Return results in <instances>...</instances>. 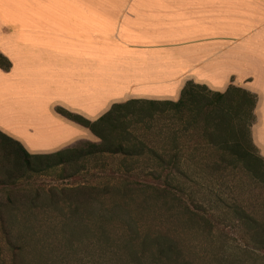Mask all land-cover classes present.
Wrapping results in <instances>:
<instances>
[{
	"label": "crops",
	"instance_id": "crops-1",
	"mask_svg": "<svg viewBox=\"0 0 264 264\" xmlns=\"http://www.w3.org/2000/svg\"><path fill=\"white\" fill-rule=\"evenodd\" d=\"M0 56V133L30 155L92 136L57 108L94 122L130 100L175 102L195 82L255 96L264 158V0H0Z\"/></svg>",
	"mask_w": 264,
	"mask_h": 264
},
{
	"label": "rangeland",
	"instance_id": "rangeland-1",
	"mask_svg": "<svg viewBox=\"0 0 264 264\" xmlns=\"http://www.w3.org/2000/svg\"><path fill=\"white\" fill-rule=\"evenodd\" d=\"M159 108L152 118L148 111L126 115V120L115 126L110 139L129 146L127 134H131L160 152L170 145L176 147L178 169L172 184L175 200L156 198L150 190L135 191V184H154L150 171L159 169L145 151L135 156L97 154L63 165H55L54 159L34 158L15 163L16 145L0 135V213L5 219L11 207L15 210V216L5 226L13 238H6L5 227H0V264H131V259L140 254L139 243L144 239L154 241L155 236L174 244L179 252L176 264H234L229 262L234 261L238 247L249 250L251 264H264L262 249L255 248L243 228L226 227L227 222H223L218 232L221 236L211 237L196 228L188 214L178 208L177 199L191 210L199 204L201 213L209 218L212 200L236 195L232 188L239 178L228 179L213 173L208 164L217 157L205 139L189 138L179 120L161 113ZM236 109L234 106L233 111ZM43 126L36 132L44 135ZM35 136L37 140H46ZM260 138L264 144V136ZM89 143L99 145L101 140L92 134L68 148L86 151ZM253 145L261 156L254 142ZM221 211L217 209L215 214ZM224 234L238 244L226 247L229 259L219 263L217 259L224 256L220 251ZM130 242L132 247L125 251L128 255L119 251ZM146 253L149 258L151 253ZM148 264H152L150 259Z\"/></svg>",
	"mask_w": 264,
	"mask_h": 264
},
{
	"label": "trees",
	"instance_id": "trees-1",
	"mask_svg": "<svg viewBox=\"0 0 264 264\" xmlns=\"http://www.w3.org/2000/svg\"><path fill=\"white\" fill-rule=\"evenodd\" d=\"M9 67L10 63L0 56V68L7 71ZM255 101L254 95L234 86H229L225 92L219 93L212 92L205 86L187 82L181 90L179 99L175 102L130 100L122 104L112 105L107 113L94 122L57 108V113L87 128L101 140L99 145L87 144L89 148L86 151H83L82 148H66L51 154L30 155L17 142L3 136L1 133L0 135L10 144L16 145L17 149L14 151V156L17 161L15 163H18L19 159L34 158L38 160L54 159L55 165H63L97 154L120 153L135 156L145 151L154 159L155 165L159 169L158 172L150 171V176H154L151 178L154 184H135L137 186L135 191L146 193L150 190L151 195L156 198L175 200L172 184L175 170L178 169L175 161L177 157L176 147L170 145L160 152L141 143L131 134H127L129 146H125L122 143L123 141L113 142L110 139L112 132L116 129L115 126L122 119L124 122L126 115L148 111V116L152 118L155 109L160 107L159 111L161 113H169V116L172 115L174 118L176 117V120H179L189 138L198 136L205 139L204 141H206L210 150L214 151L213 153L217 157L216 161L208 164L213 173L223 175L228 179L239 178L233 184L235 188H232L236 190V195L228 199L216 197L212 200V213H209V218L201 213V205L199 204L195 205V210H191L187 204H182L181 199H177L178 208L188 214L196 228L204 233H209L211 237L214 235L216 237L221 236V233L218 232H221L219 228L223 222H227L228 225L226 227L243 228L245 233L250 236L255 248L262 249L264 253V158L258 155L249 132L250 126L254 121L253 109ZM234 106L238 107L236 112L233 111ZM236 127L238 128L236 129ZM174 141L175 137H172L171 143L174 144ZM137 144H142L145 147ZM162 174L163 177L161 176ZM217 209H222L220 212L221 217L218 216L220 213L215 214ZM113 211L114 208L110 209L109 213ZM14 212L15 210L11 207L5 219L3 214L0 213V227L9 225L7 221L11 222L15 216ZM6 227L4 236L8 239L13 238L14 235L8 232ZM223 241L224 244L219 249L224 256L222 255L223 258L219 257L217 259L219 263L226 262L224 259L228 255L225 252V248L237 243L235 239L227 234H224ZM139 245L140 254L131 259V264H148V259L151 260L152 264H176L178 261L179 252L176 251L177 248L161 236H155L154 241L150 242L144 239ZM130 247H132L131 242L128 244L124 243L119 251L128 255V252L125 251L129 250ZM238 248L241 253L239 254L238 250L232 259L234 261L229 263L241 264V262H244L251 264V253L249 250ZM146 251L151 253L149 258ZM219 256H221V253Z\"/></svg>",
	"mask_w": 264,
	"mask_h": 264
}]
</instances>
